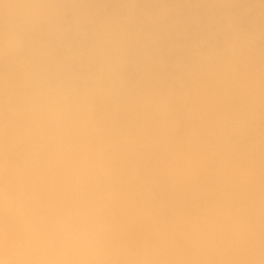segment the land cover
I'll use <instances>...</instances> for the list:
<instances>
[{
  "label": "clouds",
  "instance_id": "9594fccd",
  "mask_svg": "<svg viewBox=\"0 0 264 264\" xmlns=\"http://www.w3.org/2000/svg\"><path fill=\"white\" fill-rule=\"evenodd\" d=\"M0 264H264V0H0Z\"/></svg>",
  "mask_w": 264,
  "mask_h": 264
}]
</instances>
